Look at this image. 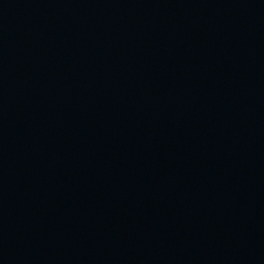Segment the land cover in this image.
<instances>
[{
    "label": "water",
    "instance_id": "95a60500",
    "mask_svg": "<svg viewBox=\"0 0 264 264\" xmlns=\"http://www.w3.org/2000/svg\"><path fill=\"white\" fill-rule=\"evenodd\" d=\"M0 264H264V0H0Z\"/></svg>",
    "mask_w": 264,
    "mask_h": 264
}]
</instances>
